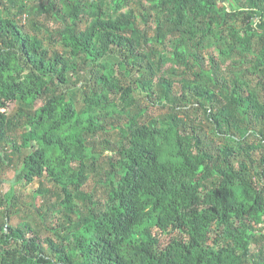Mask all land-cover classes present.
Segmentation results:
<instances>
[{"label":"trees","instance_id":"obj_1","mask_svg":"<svg viewBox=\"0 0 264 264\" xmlns=\"http://www.w3.org/2000/svg\"><path fill=\"white\" fill-rule=\"evenodd\" d=\"M0 149V264H264V0H0Z\"/></svg>","mask_w":264,"mask_h":264},{"label":"rangeland","instance_id":"obj_2","mask_svg":"<svg viewBox=\"0 0 264 264\" xmlns=\"http://www.w3.org/2000/svg\"><path fill=\"white\" fill-rule=\"evenodd\" d=\"M38 20L43 21L44 17H39ZM20 23H24L25 21H23ZM49 26L48 28L51 29L52 24L48 23ZM27 29H29V27H27ZM31 31V30H30ZM32 34V33H31ZM60 52V50H59ZM79 86V85H78ZM175 90H178V86H176ZM135 99L140 100L142 106H146L148 108V116L149 118H153V119H160L163 115H166L168 112L166 109L163 108H157L154 105H147V103H144V101H142V95H140L139 93H135L134 94ZM80 100V99H79ZM41 106V103H38L37 107ZM82 106V104H81ZM18 105L17 104H11L9 106V109L7 110V114L9 115H13L15 113V111L17 110ZM204 132L208 135V137H210L211 139H213L214 141H217V138L214 136V134L211 131V128H209L208 126H205L203 128ZM21 133L20 130L15 129L13 132L10 133L11 136H17ZM1 151V149H0ZM111 154H109L108 152H105L103 157L101 158L100 163L102 165L105 164V161L107 160L108 157H110ZM14 161L15 159L12 158ZM15 176H16V172L15 169L13 167H7L4 168V170L0 171V180L2 181V184L0 185V192L5 193L6 191H8L11 187L14 191V196L16 198V203L18 204V206L14 209V211H17L18 213L12 216V220L10 222V224H18L20 221H25L27 220L25 218L26 215L30 214L33 211V205H35L36 208H41V211L46 212L47 211V206L49 204L48 207L53 206V205H57L56 204V199L54 196H52V192H55L57 190H55V188L53 187V185L46 179L44 180H35L31 185H27V186H22L20 183H16L15 182ZM37 191H51L50 193L41 196H37L36 198L32 197L33 193H36ZM82 191H84L87 194L93 193L95 195L96 199H101L103 198V191H105L104 188H102L99 184H97V179L96 178H91L87 184L85 185V187L82 188ZM43 193V192H42ZM43 197V198H42ZM29 211V212H28ZM28 212V213H27ZM27 213V214H25ZM38 220V219H37ZM163 242H167V239L164 237H161Z\"/></svg>","mask_w":264,"mask_h":264}]
</instances>
